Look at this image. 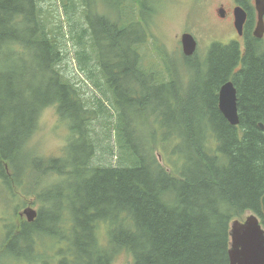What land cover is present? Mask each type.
<instances>
[{"label":"trees","instance_id":"1","mask_svg":"<svg viewBox=\"0 0 264 264\" xmlns=\"http://www.w3.org/2000/svg\"><path fill=\"white\" fill-rule=\"evenodd\" d=\"M59 1L66 23L40 17L36 0H0V184L20 202L35 175L30 185L39 204L31 222L11 208L0 252L50 264L33 250L32 236L45 234L62 243L51 246L56 264H115L124 253L132 264H229L230 221L253 212L264 227V39L246 32L243 49L236 40L212 42L206 70L188 57L160 72L156 65L146 70L141 56L149 32L124 23L116 1L100 0L111 9L97 11V0ZM131 1L133 16L154 10ZM236 1L251 15L250 0ZM97 24L104 26L100 34ZM69 26L76 36L69 38ZM124 33L130 37L121 39ZM68 50L91 86L104 82L107 108L70 77L63 65ZM182 69L195 71L190 84L178 82ZM228 79L237 89V125L217 105L218 88ZM125 88L137 92L135 103L121 106ZM50 103L71 135L59 153L37 154L27 143ZM111 125L120 149L116 162L107 142ZM97 152L100 165L92 163ZM67 202L74 208L63 211Z\"/></svg>","mask_w":264,"mask_h":264},{"label":"rangeland","instance_id":"2","mask_svg":"<svg viewBox=\"0 0 264 264\" xmlns=\"http://www.w3.org/2000/svg\"><path fill=\"white\" fill-rule=\"evenodd\" d=\"M79 1V5L82 3ZM92 3L95 0H90ZM117 2L116 7L119 8V17L122 19L124 23H136L143 26L144 31H148L145 43L149 42L146 47L148 53L144 52L142 54L143 64L145 69L154 67L157 65V71H162L164 67L160 64V58H153L149 54L155 51L154 48H159L164 53H170V59L175 63L176 66H179L181 62H183L181 47L179 43V36L183 31H188L192 33V35L197 40V50L195 53L196 59L200 57L201 59V69H204L205 65L202 63L204 59V54L207 52V48L209 43L211 42V38L209 35L205 37L206 33H209L210 29L212 31V37L218 40H223V37H228L230 34V28L228 23H224L221 19L218 20L219 23H216L214 16L217 17L215 12V7H218L221 3L225 6L227 10L232 8L233 0H139V4L137 9H140V2H144V6L146 9H154L151 13L146 12L145 10H139L134 16L130 12V8L132 7L131 0H114ZM40 2V6L42 7V14L39 13L40 17H43L47 14H51L52 23H58V20L61 23H66V19L64 16V10L61 6V1L59 0H36V3ZM85 0H83V3ZM88 2V0H86ZM142 4V2H141ZM98 7L96 9L104 8L101 3L96 5ZM104 14L105 10L103 11ZM123 13V14H122ZM73 23V22H72ZM220 23H224V25H219ZM69 38H71V33L73 36H76V28L69 26ZM232 36H235V31L232 29ZM62 38L63 40L59 45L64 47L65 38L62 30L59 29V36L57 38ZM228 38V39H232ZM227 40V39H225ZM223 43V42H221ZM152 44V45H151ZM154 46V48L152 47ZM66 55H70V57H66L67 61L63 62V65L67 66V69L70 71V77L79 81L77 85H79L88 96L96 97V98H104L107 99L108 94L105 96L104 93H107V89L104 85V82L101 83L100 87L96 89L90 85L86 75L83 71L78 68L77 60L75 57H71L72 53L68 50ZM199 56V57H198ZM95 59V57H93ZM96 60V59H95ZM193 61V60H191ZM205 70V69H204ZM182 72L180 79L178 82L185 85L186 83H191L195 78V71L193 69H182L178 70ZM204 75V72L198 74ZM82 80H84L82 82ZM102 87V88H101ZM101 88V89H100ZM169 101L171 102V98L169 97ZM110 123V122H108ZM98 128L100 132L104 130V126H99ZM69 129L65 125V122L60 121L59 117L55 111V105H49L46 109L44 108L39 117V122L37 128L27 143V146L32 148L34 152L42 155H50L59 153L62 145L66 142L69 136ZM107 142L111 148V160L116 162L117 157L120 156V149L117 145L115 132L113 131L112 125L109 127L108 139ZM101 154L97 152L92 159V163L100 165ZM19 174V173H18ZM36 179V176L33 175L30 179L29 185L24 186V192L30 191V194L24 196V198L18 202L14 197L6 196L3 193L0 184V243L5 239L4 235V227L11 225L7 223L8 221L13 220V214L9 211L8 206L5 205L6 201L9 200V203L12 207H16L18 205L31 203L35 201V196L32 193L30 183H33ZM2 183V180L0 179ZM21 203V204H20ZM27 204V205H28ZM24 206H20L19 210ZM32 206L37 209L39 204ZM38 206V207H37ZM6 221V222H5ZM33 241V250L37 254H42L47 257L50 264H56L54 257H56V251L51 248L52 244H56L57 246L62 245V243H57L49 236L45 234H36L32 236ZM26 264V259L24 257H15L14 255L8 254L2 257V263L0 264ZM115 264H132V259L128 254H121L116 260Z\"/></svg>","mask_w":264,"mask_h":264},{"label":"water","instance_id":"3","mask_svg":"<svg viewBox=\"0 0 264 264\" xmlns=\"http://www.w3.org/2000/svg\"><path fill=\"white\" fill-rule=\"evenodd\" d=\"M258 19L253 30V35L261 37L264 31V0H255ZM223 15L222 11H219ZM234 24L239 34L245 18L242 8L234 10ZM181 45L184 54H192L196 47V40L190 33L181 35ZM218 108L223 117L232 125L239 122L236 88L233 81L228 80L222 83L217 94ZM262 209L264 210V196L262 197ZM37 212L27 206L20 215H25L28 221L35 218ZM230 243L228 257L230 264H264V228L261 226L257 215L250 213L243 220L234 219L230 222Z\"/></svg>","mask_w":264,"mask_h":264},{"label":"bare ground","instance_id":"4","mask_svg":"<svg viewBox=\"0 0 264 264\" xmlns=\"http://www.w3.org/2000/svg\"><path fill=\"white\" fill-rule=\"evenodd\" d=\"M26 9H28V8H26ZM35 20V18H28V22H30V23H32L33 21ZM103 28H104V26L102 25V24H97L96 25V28H95V32H96V34H100V31H101V29L103 30ZM36 30V32H38L37 34H39V35H42V31L41 30H37V29H35ZM5 35H7L8 37H10V36H13V33L12 32H10V31H6L5 32ZM120 36V38L122 39V37L123 38H129L130 37V34L129 33H124V34H121V35H119ZM118 36V37H119ZM90 46H89V44H87V43H85L84 42V46H83V49L84 50H87L88 48H89ZM46 76H48V78L47 79H49V81L50 82H53V76H51V75H46ZM52 77V78H51ZM55 79V78H54ZM129 84H131V83H129ZM130 90L132 91V89H131V87H130ZM21 93V92H20ZM127 93H129V90L127 89V88H125V95H120L119 94V96H118V98H119V103H120V105L121 106H124V105H126V104H128V105H130V104H133V103H135V99L133 98V96H136V91H134V92H132V93H130V94H127ZM22 98H23V96H22ZM100 99V98H99ZM48 100L50 101V102H54V97L52 96V97H48ZM101 102L104 104V106L107 108V106H108V104H106V99H104V98H102L101 99ZM147 103H150V102H148V100H147ZM83 144H84V141L82 140V138H81V140L77 143V146H76V151H79L82 147H83ZM4 201H6V203L5 204H7V205H9L10 203H9V200H4ZM72 208H74V205L72 204V203H64V205H63V207H62V209H63V211L64 210H70V209H72ZM33 220H36V218H34ZM50 224H52V221L51 220H47ZM55 226V225H54Z\"/></svg>","mask_w":264,"mask_h":264},{"label":"flooded vegetation","instance_id":"5","mask_svg":"<svg viewBox=\"0 0 264 264\" xmlns=\"http://www.w3.org/2000/svg\"><path fill=\"white\" fill-rule=\"evenodd\" d=\"M232 20H233V19H232V16H231V18H230V17L228 18V21L230 22L231 25H233V23H231Z\"/></svg>","mask_w":264,"mask_h":264}]
</instances>
